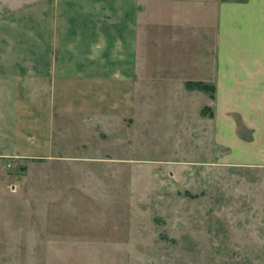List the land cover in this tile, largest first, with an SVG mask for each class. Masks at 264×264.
Here are the masks:
<instances>
[{
  "label": "crops",
  "instance_id": "0c3cea01",
  "mask_svg": "<svg viewBox=\"0 0 264 264\" xmlns=\"http://www.w3.org/2000/svg\"><path fill=\"white\" fill-rule=\"evenodd\" d=\"M59 16L0 32V164L60 148L117 164L139 129L264 165V0H66Z\"/></svg>",
  "mask_w": 264,
  "mask_h": 264
},
{
  "label": "rangeland",
  "instance_id": "374dc122",
  "mask_svg": "<svg viewBox=\"0 0 264 264\" xmlns=\"http://www.w3.org/2000/svg\"><path fill=\"white\" fill-rule=\"evenodd\" d=\"M52 14L66 28V0H0V32ZM134 134L112 165L2 157L0 264H264V165Z\"/></svg>",
  "mask_w": 264,
  "mask_h": 264
},
{
  "label": "trees",
  "instance_id": "16d2710c",
  "mask_svg": "<svg viewBox=\"0 0 264 264\" xmlns=\"http://www.w3.org/2000/svg\"><path fill=\"white\" fill-rule=\"evenodd\" d=\"M186 87L188 89H198L200 91L206 92V93H210L213 94L214 93V88L212 86H209L207 84L198 82V83H187Z\"/></svg>",
  "mask_w": 264,
  "mask_h": 264
}]
</instances>
